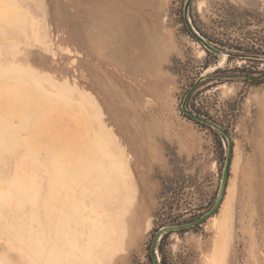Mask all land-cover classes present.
I'll return each instance as SVG.
<instances>
[{"label":"rangeland","instance_id":"374dc122","mask_svg":"<svg viewBox=\"0 0 264 264\" xmlns=\"http://www.w3.org/2000/svg\"><path fill=\"white\" fill-rule=\"evenodd\" d=\"M186 2L0 0V264H264V0ZM65 176L125 219L101 263L56 238Z\"/></svg>","mask_w":264,"mask_h":264},{"label":"bare ground","instance_id":"6f19581e","mask_svg":"<svg viewBox=\"0 0 264 264\" xmlns=\"http://www.w3.org/2000/svg\"><path fill=\"white\" fill-rule=\"evenodd\" d=\"M103 138L109 149L106 152L108 166H105V176L102 182V185H106L107 187L105 186L102 193H108L109 186H111L112 183H114L116 187L120 186V173H124L125 178H123V180L125 182L127 180L132 181L130 180L132 178V174L130 173L132 170L127 167L125 158L121 154L116 153L112 146L106 142V140H108L107 137L103 136ZM31 146L33 147V145ZM65 178L64 181L56 178L57 180H55L52 187L53 195L51 200L56 220V238L58 240L63 239L62 241H64L63 245L65 250H69L77 255H84L87 257L88 261L92 259L91 254L95 253L101 263L100 250L104 245L103 238L109 233V231L114 230V233L116 234L117 232L115 229H117V231L120 232V234H118V242L114 243V246L116 248H121L119 240H121L122 236L128 233L125 226V219H122L117 223L118 221L114 218L113 213L111 215L109 213L108 217L105 219V211L101 208L103 200H101L100 197H97L96 202L91 199V193L96 191L93 186L87 187L85 185L87 183L84 182L85 184H82L80 180H76V186L72 188L68 181L69 176H65ZM29 181L33 189L36 190L37 188H40L41 181L35 174L29 177ZM6 184L0 186L1 201H3L2 197H5L6 194H12V190L9 189L11 184L10 186ZM20 186L23 187L21 190L25 189L24 184L18 185V187ZM71 193H73L72 196ZM36 196L37 194H35V197ZM8 198L9 197H7V199ZM62 234L63 236L61 238ZM57 250L59 253L63 254L61 247H57ZM31 254H33L34 258L36 257V254ZM46 254L47 253L43 252L40 254L38 251L36 258L45 263L48 262L47 264H59L58 262L56 263L49 260ZM57 258L60 260L58 256ZM37 261L38 260H36V262Z\"/></svg>","mask_w":264,"mask_h":264},{"label":"water","instance_id":"95a60500","mask_svg":"<svg viewBox=\"0 0 264 264\" xmlns=\"http://www.w3.org/2000/svg\"><path fill=\"white\" fill-rule=\"evenodd\" d=\"M191 2H192V0H187V2L185 4V11H184L185 12V16L187 15V13L189 11V7H190ZM199 38L205 44V46L208 49L217 50L212 45H210L208 42H206L202 37H199ZM227 136H228V134H227ZM228 138L230 140V137L229 136H228ZM229 165H230V157H228V159H227V163H226V167H225V171H224V175H223V180H222V187H221V191H220L218 200L216 202V205L214 206V208L208 214H206L205 216H203L202 219L204 217H206L207 215L213 213L218 208L219 204L221 203V200H222V197L224 195L225 188H226L227 179H228ZM199 221H201V219H198V220H196V221H194V222H192V223H190L188 225L167 226V227L162 228L159 232L162 233L164 231H169V230H171L173 228H183V227H186V226H193V225L197 224Z\"/></svg>","mask_w":264,"mask_h":264},{"label":"trees","instance_id":"16d2710c","mask_svg":"<svg viewBox=\"0 0 264 264\" xmlns=\"http://www.w3.org/2000/svg\"><path fill=\"white\" fill-rule=\"evenodd\" d=\"M258 80V79H257Z\"/></svg>","mask_w":264,"mask_h":264}]
</instances>
